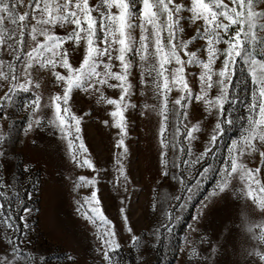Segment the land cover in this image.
Segmentation results:
<instances>
[{
    "label": "rangeland",
    "instance_id": "rangeland-1",
    "mask_svg": "<svg viewBox=\"0 0 264 264\" xmlns=\"http://www.w3.org/2000/svg\"><path fill=\"white\" fill-rule=\"evenodd\" d=\"M88 2L92 9L91 15L96 20V43L103 47L104 32L100 27V14L109 11L115 14L118 13V9L107 8L103 0ZM191 2L192 0H172L169 4V8H174L176 3L182 4L185 8L180 13L182 19L175 28V38L172 42L176 45H181L183 41L189 42L187 49L177 48L183 61L189 59L187 52H195L198 60L207 62L208 40L204 35L205 22L203 18L195 21L190 19L192 13L186 9L191 7ZM204 2L210 4L211 0ZM223 2L230 8L236 7L232 0ZM74 4L75 0H72V6ZM142 7V0H134L132 10L135 14L131 19L133 24L131 34L135 37L136 45L127 54L128 59L132 61L128 80L133 87L131 95L126 96L124 100L128 105L124 109L127 127L124 141L128 149L126 154L123 147L117 146L120 130L115 126L111 116L115 111V105L107 103L109 99H120L121 89L108 86L119 85V81L110 79L108 84H96L93 89L87 91L83 88L72 89L67 105L70 111L61 112L69 118V124L72 125L71 136L61 133L55 125H47L48 119L56 118L53 98L62 97L64 90L62 82L56 81L50 65L41 68L39 64H34L31 69L33 83L29 85V90L17 88L10 93L14 107H9L7 111L12 114L9 122L13 125V131L9 133V122L0 120V128L5 134L4 141L0 143V151L4 153L0 156V206L3 207L5 216H11L13 228L0 223V255L9 254L11 258L10 248L3 239L7 231L21 250L16 264H31L33 257L41 255L46 258L45 264H107L103 259V252L97 251L102 246V241L97 237V232L102 231L99 220L94 225L77 212L80 204L84 205L83 211L88 210L85 201L91 196L92 191H97L99 207L105 217L112 221V227L117 233L115 239L120 247L109 250L113 264H209V260L214 264H264V260L255 254L257 251L264 254V243L260 242L264 234V209H261L258 201L254 199L264 195L259 192V186L252 183L253 195H245L246 185L251 182L242 180L238 173H234L224 193L213 197L212 201L205 199L213 192L221 170L229 162V149L233 147L234 142H242V137L247 135L245 129L251 115L247 105L252 102L253 89L248 66L244 63L247 53L236 57L233 80L229 86L230 98L224 105L223 114L218 108L209 111L203 100L195 99V96L200 94L199 76L203 71L199 63H186L184 66L185 81L192 93L191 98L182 101L186 107L180 109L174 105L176 99L186 95L179 86H175L167 93L168 112L165 113L163 88H156L157 83L162 85L163 78L157 76L159 58L155 55L151 25L145 23L146 34L149 37L147 59L141 61L140 55L136 52L141 35ZM27 10L29 2L24 0L19 11ZM213 10H216L214 6ZM254 10L264 11V0H254ZM31 23L34 24L35 21ZM158 23L162 29V43L167 47L166 13H159ZM15 27L8 20L0 25L5 39V43L0 44V60L3 61L0 67L8 76L7 80L0 77V94L7 92L13 83V73L9 64H14L15 74L21 76L20 67L23 61L17 63L9 54L10 49L7 46L12 42L8 37ZM48 27L52 34L64 36L76 26L70 23L61 26L57 23ZM237 27L232 25L227 35H233ZM257 32L264 35L259 27ZM83 35L84 33H81V36ZM14 39H19L18 33ZM37 39L43 42L44 37L38 36ZM25 42L30 44L31 37L26 36ZM86 46V40L83 39L79 44L71 40L65 41L62 45V49L68 52V60L73 68H78L83 62ZM215 47L220 51L212 64L214 82L219 79L218 72L223 68L224 49L227 45L221 42ZM27 50L28 47L25 48V51ZM261 51L260 47L256 48L257 59H264ZM101 59L107 63V57ZM113 65V71H120L118 60H113ZM165 67L166 74L171 79L172 69L177 65L173 62ZM98 70L103 71V65H100ZM54 71L67 75V69L59 65ZM36 84L40 87L37 88ZM218 92L219 87L214 83L207 98L213 99ZM37 94L41 96L40 111L46 126L37 128L25 136L24 128L27 126L25 117L28 110L24 106L31 105ZM4 103L8 104L7 101ZM63 107L65 106L61 103V109ZM174 108L180 111L179 121L173 114ZM165 114L168 115L167 121L164 120ZM2 115L4 114L0 113V116ZM71 116L80 119L79 140L75 139L74 121L71 120ZM229 118L232 123L222 125L223 132L211 145L210 152L191 167L189 175L185 171L184 161L194 159V156L189 157L188 149L195 154L204 151V146L210 139L218 119L226 121ZM105 120L108 121L107 124L104 123ZM161 123L165 124L163 133L160 132ZM193 125H197L198 130L194 131L195 139L189 142L185 126L190 129ZM176 127H179L180 133L176 136L173 147V133ZM69 139L74 140L72 148L69 147ZM33 140H36L35 144ZM80 140L88 149L85 155L91 158L93 168L87 166L81 168L72 159L74 153L81 157L77 151ZM161 140L168 143L166 150ZM254 143L260 147L259 140ZM182 148L184 151H181ZM260 150L264 151V147H260ZM162 151H166L168 160L166 177L160 163ZM26 160L32 163L28 172L24 170ZM174 160L178 165L175 168L172 167ZM239 163L248 168L260 169V172L256 173V178L264 185V164L261 163L258 152L246 151L240 156ZM121 166L123 173L120 171ZM204 168H208L209 172L201 177L200 173ZM182 172L186 186L173 179V173L179 177ZM79 176H85L86 179L95 178L97 183L91 185L84 182L73 190L72 185L78 182ZM197 181H200L199 188L188 193L187 187H192ZM173 196H180V201L173 199ZM185 200L187 203L180 210L179 205L184 204ZM203 203H207L208 206L197 218V211L201 209ZM120 207H124L125 213H120ZM25 208L30 209V213H26ZM173 209L176 211L173 212ZM166 212H173V216L179 214L180 219H173L167 227H162L161 225L166 223ZM124 215H127V221H124ZM25 223L28 225L27 228L24 227ZM128 227L132 228L131 233L128 232ZM133 235L138 238L136 242L131 239Z\"/></svg>",
    "mask_w": 264,
    "mask_h": 264
},
{
    "label": "snow or ice",
    "instance_id": "snow-or-ice-1",
    "mask_svg": "<svg viewBox=\"0 0 264 264\" xmlns=\"http://www.w3.org/2000/svg\"><path fill=\"white\" fill-rule=\"evenodd\" d=\"M29 10L20 12L19 9L24 3V0H0V25H3L5 20L11 22L15 25V30L11 32L8 39L11 43H8V48L10 49V55L13 59L19 63L23 61L20 72L21 76L15 74V65L9 64L10 70H12V86L7 92L0 94V113L4 115L0 116V120L5 122L10 121V115L7 109L9 107H14L13 98L10 93L14 92L15 89L19 88L24 91L29 90V85L33 83L31 78V69L34 64H39L41 68L48 65L51 66L53 74L57 82H62L63 95L53 98V103L56 107V118L48 119L47 125L59 128L60 132L72 135L71 128L72 125L69 124V118L63 113H69V108L67 107L71 92L73 88H83L85 91L88 89H93L96 84L105 85L108 84L110 79L119 81V85L108 84L109 87H119L121 89L120 99H109L108 104L115 105V111L111 113L115 121V126L120 130V139L117 141L118 147L124 148V153L126 154L128 149L125 146L124 137L127 135V127L125 124L124 109L128 106L124 103L125 97L131 95V90L133 85L128 80L130 75V70L132 68V61L128 59L127 54L133 50L136 45L135 37L131 34V29L133 24L131 19L135 14L133 12L134 0H103V4L111 9L116 7L118 13L112 12H101L100 27L104 32V39L102 41L103 47H100L96 43V20L91 15L92 9L89 7L88 0H75L74 6H72V0H28ZM236 7H229L223 2V0H211V3H205L204 0H192L191 7L186 9L192 13L190 19L195 21L197 19L203 18L205 22L204 35L208 40L207 62L198 60L196 58L195 52H187L189 57L188 61H183L179 55L177 48L183 47L188 48V41H183L181 45H176L172 41L175 38L174 32L176 26L179 24V20L182 19L180 13L185 10L184 6L180 3H176L174 8H169V4L172 0H142V10L141 19L142 23L140 25L141 35L139 38V47L136 48V52L140 55V60L145 61L147 59L148 53V41L149 37L146 34L147 30L145 23L152 26V38L154 41L155 55L159 58V71L157 73L158 77L163 78L162 85L157 83L156 88H163L164 94V110L165 113L168 112L167 109V93L171 91L172 87L179 86L180 90L186 95H181L178 99L174 101V105L179 106L180 109H184L186 105L182 104V101L191 98V90L188 87L187 82L184 77V66L186 63L194 64L199 63L202 65L203 71L200 73L199 80L201 83L200 94L195 96L197 101L203 100L207 109L211 111L213 108H218L220 113L223 114L224 105L229 101V86L232 83L236 57L245 56L244 63L248 66V71L251 76V81L253 85L252 89V102L247 105L251 115L248 117V127L245 129L247 135L242 137V142L237 141L233 143V147L229 149V162L226 164L225 168L221 170V175L217 180V184L214 187L212 193L206 197V201H212L213 197L218 196L220 193H224L225 189L229 187V183L234 173H238L242 180L249 181L246 185L247 191L245 195L252 196L253 189L252 183L259 186V192L264 194V185L256 178V173L260 172L258 168H248L243 163H239L240 156H243L246 151L258 152L261 159V163L264 164V151L260 150V147H264V59H257L256 48L260 47L262 49L261 55H264V35H259L257 28L261 33H264V11L257 12L254 10V0H232ZM34 6V7H33ZM213 6L216 10H213ZM247 9L246 11L244 9ZM239 9V10H238ZM99 10V6H97ZM164 12L167 14V29H168V46L162 43L161 37V26L158 23L159 13ZM175 16V19H174ZM218 17H223V19H218ZM35 21L34 24L31 21ZM227 21V22H225ZM59 23L63 26L65 23L74 24L76 27L71 31L67 32V35L60 36L52 34L49 25H56ZM86 25V27L84 26ZM232 25H237V29L233 35L228 36ZM182 31V29H181ZM19 35V39L16 40L14 37ZM81 33H84L81 36ZM221 33L225 34L224 36ZM30 36V44H26L25 37ZM38 36H43V42L37 39ZM227 36V38H225ZM86 40V49L83 55V62L80 63L78 68H73L68 60V52L62 49V45L65 41L74 40L76 44H79L81 40ZM223 42L227 45L224 49V60L223 68L218 72L219 79L213 81V70L212 64L214 63L217 55L219 54V49L215 47L216 44ZM5 43L4 36L2 34V29H0V44ZM118 45V47H116ZM28 47L29 50L25 51ZM251 49V50H249ZM50 54V55H49ZM59 57V59H57ZM102 57H107V63L104 62ZM113 60L119 61L120 71H113ZM175 62L177 67L172 69L171 79L166 74V65ZM3 65V61L0 60V66ZM59 65L67 69V75H61V73L54 71L56 66ZM103 65V71H99L98 68ZM0 77L5 80L8 76L3 72L2 67H0ZM219 87L218 94L213 99H208V92L213 87V84ZM37 88L40 87L39 84L35 85ZM7 101L8 104H5ZM41 96L37 94L35 99L32 101L31 105H25L24 108L27 111L26 119L27 126L24 128V134L27 136L29 133L34 132L37 128H44L46 125L44 123V117L40 111L41 109ZM61 103L65 106L61 109ZM258 109V112H257ZM14 114V113H13ZM173 114L177 121H179L180 111L178 109H173ZM186 116V113H185ZM258 117V118H257ZM71 120L74 121L75 139L79 140L80 133V119L76 116H71ZM164 120H168V115L165 114ZM105 124L108 123L107 120L104 121ZM224 123L231 124L232 120H219L215 123L212 130V134L207 144L204 146V151L199 154H195L188 149L187 154L189 157H193L189 161H184L186 168L185 171L191 175V167L199 163L211 150V145H213L220 133L223 132L222 125ZM186 127V136L189 138V142L195 139L194 131L198 130L197 125H193L192 128ZM13 131V125L9 122V133ZM165 131V124L161 123L160 132ZM180 129L176 127L173 133L172 144L175 147V138L179 135ZM5 139V134L3 129L0 128V143ZM259 140L260 147H258L254 141ZM36 140H33V144ZM164 144V149L168 147V143L165 140H161ZM69 147L74 146V140L69 139ZM77 151L80 152L81 157H78L75 153L72 156L75 164L81 168L87 166L88 168H93V163L88 155V149L85 147L82 140L78 145ZM181 151H184L182 148ZM238 153V154H234ZM4 153L0 151V156ZM119 164V159L117 160ZM160 163L163 165V175L166 177L168 175V160L166 151L161 152ZM32 166L30 160H26L24 163V170L28 172ZM178 165L175 160L172 162V167L175 168ZM123 173V167L120 169ZM209 172L208 168L200 173L201 177H204ZM127 179V177H125ZM173 179H176L179 184L186 186V179L184 178L183 172L178 177L173 173ZM88 183L95 185L97 183L95 178L86 179L85 176H79L78 182H74L72 187L73 190L79 188L82 183ZM200 181H197L192 187H187V192L192 193L194 189L199 188ZM244 190L242 189V192ZM173 199L180 201V196H173ZM191 197L189 196L188 199ZM259 203L260 208L264 209V195L255 198ZM80 204L79 201H77ZM85 203L88 206L87 211H83V204L77 208L79 212L85 219L90 223L96 224L99 220L102 226V231L97 232V237L102 241V246L97 249L98 252H103V259L107 261V264H113L109 256V250L118 249L120 244L117 243L115 237L117 235L116 231L112 227V221L108 220L99 207L100 200L97 196V191H92L91 196L86 199ZM187 203L185 200L184 204H180L179 208L182 210ZM207 203L201 205V209L197 211V218L203 214L204 209L207 207ZM26 213H30V209H24ZM120 213H125L124 207H120ZM176 210L173 209V212ZM9 212L11 209L9 208ZM173 212H166V223H163L162 227H167L168 224L172 222L173 219L179 220V214L173 216ZM0 223L7 224L8 228H13L11 221V216H5L3 212V207L0 206ZM25 219V217H21ZM124 221H127V215L123 216ZM25 228L28 227L27 223L24 225ZM133 230L128 227V232L131 233ZM251 231V228H249ZM157 238L159 239V229H157ZM264 239V234L261 236ZM3 239L6 241L10 248L9 254L0 255V264H16L18 257L21 254V250L17 243L8 235L7 231L4 233ZM132 241L136 242L137 237L132 236ZM187 247V242H186ZM215 251V249H213ZM256 255L260 256L264 260V254L260 252H255ZM45 256L41 255L39 257H33L31 259V264H45ZM209 259V258H205ZM209 264H214L213 261L209 260Z\"/></svg>",
    "mask_w": 264,
    "mask_h": 264
},
{
    "label": "clouds",
    "instance_id": "clouds-1",
    "mask_svg": "<svg viewBox=\"0 0 264 264\" xmlns=\"http://www.w3.org/2000/svg\"><path fill=\"white\" fill-rule=\"evenodd\" d=\"M262 209V208H261ZM260 242L264 243V239L260 238ZM253 252H255V249H253Z\"/></svg>",
    "mask_w": 264,
    "mask_h": 264
}]
</instances>
